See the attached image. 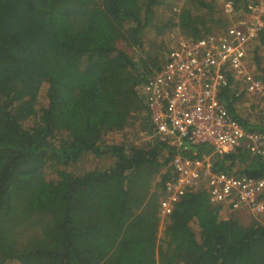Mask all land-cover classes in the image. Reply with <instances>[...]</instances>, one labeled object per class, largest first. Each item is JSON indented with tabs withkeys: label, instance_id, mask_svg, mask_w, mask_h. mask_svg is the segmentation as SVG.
I'll return each mask as SVG.
<instances>
[{
	"label": "trees",
	"instance_id": "1",
	"mask_svg": "<svg viewBox=\"0 0 264 264\" xmlns=\"http://www.w3.org/2000/svg\"><path fill=\"white\" fill-rule=\"evenodd\" d=\"M227 1L238 17L259 3ZM231 22L217 0H0V264H264V211L234 219L252 207L215 206L202 186L162 219L174 155L213 149L152 137L138 92L179 36L198 41ZM152 29L178 38L155 47ZM256 40L264 86V29ZM243 95L221 94L242 126L264 132L237 113ZM213 168L264 182V157L246 146Z\"/></svg>",
	"mask_w": 264,
	"mask_h": 264
},
{
	"label": "built area",
	"instance_id": "2",
	"mask_svg": "<svg viewBox=\"0 0 264 264\" xmlns=\"http://www.w3.org/2000/svg\"><path fill=\"white\" fill-rule=\"evenodd\" d=\"M223 8L235 14L233 3ZM243 17L232 20L218 35L198 41L177 39L164 64L138 89L145 99L155 136L178 150H192L201 144L213 151L202 158L187 152L175 154L171 163L173 178L165 185L160 201L162 217L171 215L183 196L199 187L207 188L211 204H248L252 212L264 211L258 200L264 182L241 179L217 172L213 158L246 146L254 156L264 157V132L250 131L228 111L221 94L241 85L242 97L254 106L264 99V86L251 55L260 31L264 29V4H251ZM253 102H257L255 105ZM196 153V152H195Z\"/></svg>",
	"mask_w": 264,
	"mask_h": 264
},
{
	"label": "rangeland",
	"instance_id": "3",
	"mask_svg": "<svg viewBox=\"0 0 264 264\" xmlns=\"http://www.w3.org/2000/svg\"><path fill=\"white\" fill-rule=\"evenodd\" d=\"M225 2H227V0H217V3L220 5V7L222 5H224ZM261 2L264 3V0H261ZM223 10H224V14L227 16V11L224 8H223ZM234 11H235V9H234ZM229 14H230L229 15L230 17L227 16V18H229V20H231V21L236 19V17H238L236 15V13L235 14L229 13ZM171 15H172L171 12H168V15L166 17H161V20H166L168 18V16H171ZM154 30L155 29H152V30L149 31L147 39H145V40H147V42L149 41L150 45L154 44L155 47L157 46L158 48H159V45L156 44V43H160L161 39L164 40L167 45H168V43L170 45L171 42L174 40V38H178V37H175V36H177V34H179V32H177L176 29H173L166 36L164 35V33H162L161 35L159 34V36L156 37V35H155L156 32ZM220 33H223L222 29L221 30H214L212 35H218ZM179 38H185V37L183 35H181V36H179ZM150 45L148 46V49H150ZM252 47H253V45H252ZM259 56L261 57L262 64L264 66V53L261 52L259 54ZM252 58H253V55H252ZM236 87L238 88L237 91L241 92L240 89H239L241 87V85L240 84L236 85ZM141 99L143 100V102L145 104V99L143 97H141ZM249 101L251 102V101H254V100L250 99L249 97H248V99H247V97H244V98L241 97V100L239 101V103L236 106L237 113H239V115L243 116L244 118H247L248 122L250 124H253V125L264 124V99L262 101H260L259 106H254ZM253 103L255 105H257L256 104L257 102H253ZM140 136H141V139H139V141H137V144H141L142 146H147L148 143L150 142V140L152 139V137L155 136V134L151 137V135H147L145 131H142ZM237 170L238 169H235V171H237ZM48 173H50V170L48 171ZM241 213L243 215L233 216V218L234 219L246 218V220L249 221L250 220V216L252 215L253 212L250 211V210H246V211H242ZM163 218L164 217H162V219Z\"/></svg>",
	"mask_w": 264,
	"mask_h": 264
}]
</instances>
